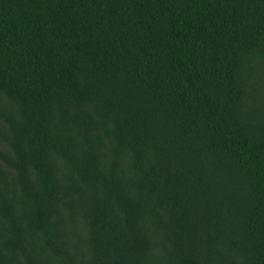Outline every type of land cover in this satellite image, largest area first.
<instances>
[{"label":"trees","instance_id":"trees-1","mask_svg":"<svg viewBox=\"0 0 264 264\" xmlns=\"http://www.w3.org/2000/svg\"><path fill=\"white\" fill-rule=\"evenodd\" d=\"M0 264H264V0H0Z\"/></svg>","mask_w":264,"mask_h":264}]
</instances>
